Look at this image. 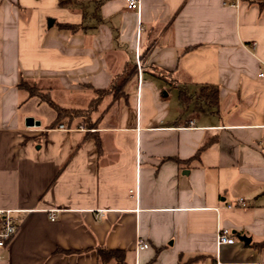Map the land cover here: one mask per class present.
Listing matches in <instances>:
<instances>
[{"label":"crops","instance_id":"crops-1","mask_svg":"<svg viewBox=\"0 0 264 264\" xmlns=\"http://www.w3.org/2000/svg\"><path fill=\"white\" fill-rule=\"evenodd\" d=\"M127 2L0 0V209L18 224L0 264H106L99 248L127 264H264V8ZM133 64L91 129L20 110V77L84 109ZM218 228L234 242L217 246Z\"/></svg>","mask_w":264,"mask_h":264},{"label":"trees","instance_id":"trees-1","mask_svg":"<svg viewBox=\"0 0 264 264\" xmlns=\"http://www.w3.org/2000/svg\"><path fill=\"white\" fill-rule=\"evenodd\" d=\"M67 0H59L60 5H64ZM250 3L256 4L260 9L264 8V0H247ZM61 28L68 30H74L83 28L82 25H71V24H60ZM135 65H129L124 71L123 74L115 77L112 80V83L108 88L96 90V95L89 101L88 107L84 109H75V108H65L58 105L48 93L42 91L39 87L35 86L36 83L31 82L27 79L20 77L18 80L17 86L19 89L25 90L29 96H34L39 98L40 101L46 102L54 111L55 117L51 123V127H55L58 124L69 125L73 119L77 117H82L87 129H91L94 126L90 121V114L107 93H112L114 98H118L123 94V86L135 72ZM201 96L208 101L209 104H214L217 102L218 92L217 88L214 86H202L201 87ZM182 100L184 98L182 97ZM93 132H91L92 135ZM95 136L96 143L99 145V138ZM254 246L258 248H264V240L260 242L253 243ZM100 259L103 263L106 264H127L125 261V252L123 250H108L106 248H99Z\"/></svg>","mask_w":264,"mask_h":264},{"label":"built area","instance_id":"built-area-1","mask_svg":"<svg viewBox=\"0 0 264 264\" xmlns=\"http://www.w3.org/2000/svg\"><path fill=\"white\" fill-rule=\"evenodd\" d=\"M126 7L128 9L140 11L141 3L140 0H128ZM259 76H264V68L259 73ZM58 128L65 129L63 124H59ZM245 206L246 203L243 198H237L234 204ZM13 210L10 209H0V248L4 247L6 243L14 236L16 233L18 224L15 217L12 215ZM50 218L54 219V214H50ZM234 242V237L231 232L225 228H218L216 231V245L221 244H231ZM137 249H144L148 247V243L143 240H138L136 244Z\"/></svg>","mask_w":264,"mask_h":264},{"label":"rangeland","instance_id":"rangeland-1","mask_svg":"<svg viewBox=\"0 0 264 264\" xmlns=\"http://www.w3.org/2000/svg\"><path fill=\"white\" fill-rule=\"evenodd\" d=\"M35 86H37V84H35ZM38 87V86H37ZM21 98H22V101H21V108L20 110H30L34 113H36L37 115H41V117L43 119H50L52 118L53 114H54V111L53 109L46 103V102H41L39 100V98L37 97H30V99L28 100H25L26 97H28L27 95L25 96V93L22 92L21 94ZM25 96V98H24ZM61 96H59V94H52V98L56 101L60 99ZM69 98H73V94H70L68 96ZM61 100H62V97H61Z\"/></svg>","mask_w":264,"mask_h":264},{"label":"water","instance_id":"water-1","mask_svg":"<svg viewBox=\"0 0 264 264\" xmlns=\"http://www.w3.org/2000/svg\"><path fill=\"white\" fill-rule=\"evenodd\" d=\"M52 23V20H49L48 24L51 25ZM26 124L27 125H36L38 126L40 124V122L37 120H34L32 117H28L26 118ZM238 238L244 242H249L250 241V238L249 237H246V236H238Z\"/></svg>","mask_w":264,"mask_h":264}]
</instances>
